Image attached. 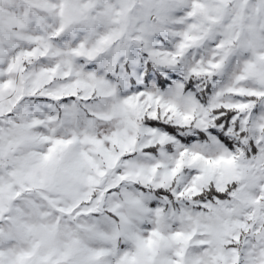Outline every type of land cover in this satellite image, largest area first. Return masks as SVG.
Instances as JSON below:
<instances>
[{
	"label": "snow or ice",
	"instance_id": "1",
	"mask_svg": "<svg viewBox=\"0 0 264 264\" xmlns=\"http://www.w3.org/2000/svg\"><path fill=\"white\" fill-rule=\"evenodd\" d=\"M0 264H264V0H0Z\"/></svg>",
	"mask_w": 264,
	"mask_h": 264
}]
</instances>
